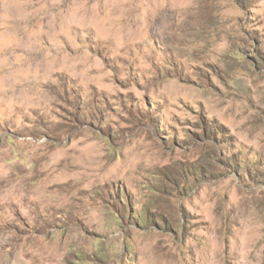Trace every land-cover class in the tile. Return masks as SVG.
Here are the masks:
<instances>
[{"label": "rangeland", "instance_id": "rangeland-1", "mask_svg": "<svg viewBox=\"0 0 264 264\" xmlns=\"http://www.w3.org/2000/svg\"><path fill=\"white\" fill-rule=\"evenodd\" d=\"M0 264H264V0H0Z\"/></svg>", "mask_w": 264, "mask_h": 264}]
</instances>
